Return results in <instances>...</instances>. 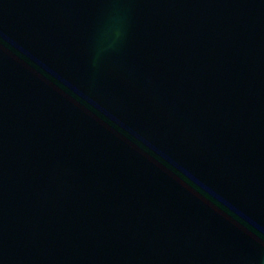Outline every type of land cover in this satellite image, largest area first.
Listing matches in <instances>:
<instances>
[{"label": "water", "instance_id": "95a60500", "mask_svg": "<svg viewBox=\"0 0 264 264\" xmlns=\"http://www.w3.org/2000/svg\"><path fill=\"white\" fill-rule=\"evenodd\" d=\"M262 261L264 0H0V264Z\"/></svg>", "mask_w": 264, "mask_h": 264}, {"label": "clouds", "instance_id": "9594fccd", "mask_svg": "<svg viewBox=\"0 0 264 264\" xmlns=\"http://www.w3.org/2000/svg\"><path fill=\"white\" fill-rule=\"evenodd\" d=\"M102 51H97L91 58H90V65L92 66V68H98L99 67V61L102 55ZM148 149L145 148V151H147ZM177 175H179L182 180L187 184V185H191L193 191L195 193H200V194H205L204 189L200 186H198L194 181L191 180V178L187 175V174H183V173H178ZM262 264H264V261H262Z\"/></svg>", "mask_w": 264, "mask_h": 264}]
</instances>
